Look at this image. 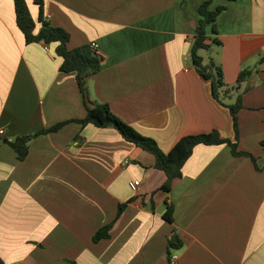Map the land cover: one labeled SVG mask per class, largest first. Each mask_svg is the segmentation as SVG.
Returning <instances> with one entry per match:
<instances>
[{"label": "crops", "instance_id": "obj_1", "mask_svg": "<svg viewBox=\"0 0 264 264\" xmlns=\"http://www.w3.org/2000/svg\"><path fill=\"white\" fill-rule=\"evenodd\" d=\"M203 1L42 3L46 20L67 31L69 48L97 45L102 61L86 81L89 101L107 104L167 153L181 137L211 131L235 142L229 109L190 62ZM26 2L37 19L39 7ZM219 6L216 35L206 33L221 46L203 58L221 66L228 87L250 71L223 102L241 95L237 148L257 168L226 145H197L164 191L166 175L151 168L154 157L112 127L69 122L33 138L22 160L0 143L4 264H264V0H212L209 8ZM48 48L26 44L13 0H0V139L85 117L74 74L61 73ZM123 203L109 237L94 242Z\"/></svg>", "mask_w": 264, "mask_h": 264}, {"label": "trees", "instance_id": "obj_2", "mask_svg": "<svg viewBox=\"0 0 264 264\" xmlns=\"http://www.w3.org/2000/svg\"><path fill=\"white\" fill-rule=\"evenodd\" d=\"M39 7L37 19H33L30 15L26 0H13L15 23L20 30L26 44L42 43L45 46L51 47L53 55L60 60L59 71L61 73H72L79 87L81 97L85 107V117L82 119L67 120L56 122L55 125L40 130L34 134L18 136L11 141L0 139V143L8 144L16 153L17 158L22 160L28 152L30 141L41 134L56 132L69 122H76L81 125L91 124L97 128L112 127L120 134V136L134 146L150 153L154 157V164L151 168L161 170L166 175V181L161 186L164 191H169L171 182L181 176L182 166L188 158H190L193 149L197 145H226L229 147L231 154L234 157H248L256 165L255 157L245 151H239L237 148L238 141V112L242 108L241 95H238L232 103H224L223 100L231 98L232 92L238 89L240 83L250 76L249 70H243L237 77L235 85L228 87L223 82V73L221 66L214 63L212 59L204 61L202 52L209 51L213 46L220 47V42L215 36L207 35L209 28L210 34L216 35L215 21L218 14L224 10L223 6L216 9H210L209 6L212 0H204L197 13L199 16L195 26L193 39L190 46V60L192 67L203 78L210 82L211 92L216 102L226 106L232 116V124L235 132V142L223 139L216 131H211L198 135H187L181 137L172 148L163 153L157 147L155 141L151 138L142 136L136 132L131 126L117 118L109 109L107 104H95L90 102L86 93V81L91 76L95 75L100 68L102 56L99 52H94L89 45H81L75 48H69V35L66 30L59 26L52 25L44 17L42 0H32ZM38 26V28H37ZM36 28L38 30H36ZM264 148V143L261 144ZM257 168V165H256ZM126 203L119 204L117 207L114 219L99 228L93 235V241L98 242L109 237V231L114 221L123 212ZM172 206H168L165 212V219H170ZM169 246H172V241H169ZM0 264L4 262L0 259Z\"/></svg>", "mask_w": 264, "mask_h": 264}, {"label": "built area", "instance_id": "obj_3", "mask_svg": "<svg viewBox=\"0 0 264 264\" xmlns=\"http://www.w3.org/2000/svg\"><path fill=\"white\" fill-rule=\"evenodd\" d=\"M89 46H90V48H91L94 52H97V53H98L96 43L93 42V43L89 44ZM45 50H46V51L49 50L48 46H45ZM3 135H4V130H3V129H0V138H1ZM126 163H127V161H126ZM128 187H130V189H131L132 191H136V190H137V184L134 183V182H129V186H128ZM171 260L174 261V260H175V257H171Z\"/></svg>", "mask_w": 264, "mask_h": 264}, {"label": "rangeland", "instance_id": "obj_4", "mask_svg": "<svg viewBox=\"0 0 264 264\" xmlns=\"http://www.w3.org/2000/svg\"><path fill=\"white\" fill-rule=\"evenodd\" d=\"M207 53L206 52H202V56H205ZM206 57V56H205ZM190 62H191V60H190Z\"/></svg>", "mask_w": 264, "mask_h": 264}]
</instances>
